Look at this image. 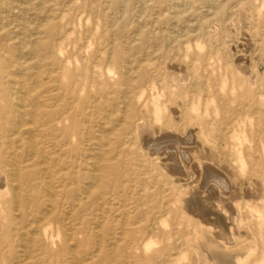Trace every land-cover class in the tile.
<instances>
[{
    "label": "rangeland",
    "instance_id": "rangeland-1",
    "mask_svg": "<svg viewBox=\"0 0 264 264\" xmlns=\"http://www.w3.org/2000/svg\"><path fill=\"white\" fill-rule=\"evenodd\" d=\"M0 58V264H264V0H0Z\"/></svg>",
    "mask_w": 264,
    "mask_h": 264
},
{
    "label": "bare ground",
    "instance_id": "bare-ground-1",
    "mask_svg": "<svg viewBox=\"0 0 264 264\" xmlns=\"http://www.w3.org/2000/svg\"><path fill=\"white\" fill-rule=\"evenodd\" d=\"M78 15V14H77ZM46 21V20H45ZM44 23V22H43ZM21 33V32H20ZM138 33V32H137ZM21 51V50H20ZM3 60L0 58V62H2ZM77 61V60H76ZM20 81V80H19ZM2 85V84H1ZM21 86V85H20ZM3 92V93H6V94H8L9 93V89H8V87L6 86H0V92ZM8 92V93H7ZM23 101V100H22ZM21 105H22V103H21ZM21 107V106H20ZM7 108H10V106L8 105V103L6 102V104H3L2 106H1V109H7ZM22 109V108H21ZM32 118V117H31ZM25 126V125H24ZM45 218V217H44ZM223 231V230H222ZM204 237V236H203ZM207 238V237H206ZM207 242V241H206ZM216 253V252H215ZM214 254V253H213ZM220 255H221V253H220ZM224 254H222V256H223ZM225 256V255H224ZM199 257V256H198ZM214 257V259L216 260V262H217V264H231V263H229L228 261H227V259H225L226 258V256L225 257H220V256H213Z\"/></svg>",
    "mask_w": 264,
    "mask_h": 264
}]
</instances>
